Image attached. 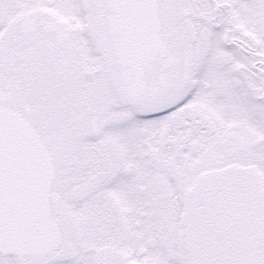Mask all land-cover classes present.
<instances>
[{
	"label": "snow or ice",
	"instance_id": "obj_1",
	"mask_svg": "<svg viewBox=\"0 0 264 264\" xmlns=\"http://www.w3.org/2000/svg\"><path fill=\"white\" fill-rule=\"evenodd\" d=\"M0 264H264V0H0Z\"/></svg>",
	"mask_w": 264,
	"mask_h": 264
}]
</instances>
